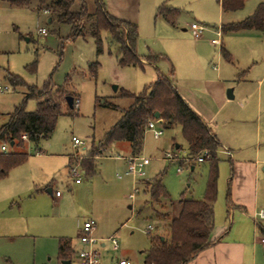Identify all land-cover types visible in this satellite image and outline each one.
Masks as SVG:
<instances>
[{
	"label": "rangeland",
	"instance_id": "374dc122",
	"mask_svg": "<svg viewBox=\"0 0 264 264\" xmlns=\"http://www.w3.org/2000/svg\"><path fill=\"white\" fill-rule=\"evenodd\" d=\"M87 1L93 10V0ZM103 1L109 13L138 25V54L142 57L158 55L156 64L144 59L142 65H120V45L106 31H102L100 52L90 31L70 38L71 26L56 20L48 22L51 14L39 0H31L29 7L0 0V85L7 87L0 91V125L8 121L27 91L23 86H14L6 78L7 71L39 87L51 75L56 87L65 85L68 79L72 93L68 95L75 100L79 98V105L75 104L73 110L64 103L63 113L49 138L36 143L26 140L24 147L15 148L30 156L0 179V264H61L59 240L67 237L75 244L79 225L87 218L97 222L95 235L106 238L115 233L119 242L117 251L111 240L105 247L99 245L100 264H111L126 257L133 264H145L152 237L165 233L162 213L171 208L163 209L160 202L152 199L143 190V181L163 173V182L172 199L205 197L211 163L194 160L183 165L181 159L189 155L180 126L163 128L160 137L151 130L146 131L139 156L151 158L145 166V178H119L127 169L123 157L131 156L128 142H115L108 150L100 144L131 103L121 96V90L141 92L145 85L156 80L160 70L168 73L170 64L174 66L177 83L186 91H194L197 100L205 105L202 108L205 113L215 117L211 127L215 133L229 138L235 157L258 154L262 168L264 166V30L223 33V43L213 45L211 42L218 38L217 30L222 23L244 20L264 0H246L242 9L228 12H222L219 0ZM165 1L179 10L174 24L158 15L159 6ZM81 4L77 0L74 8L79 9ZM192 22L207 27L202 39L193 36L189 27ZM41 27L47 29L46 35L39 33ZM222 45L232 53L233 60L222 56ZM197 47L204 55L201 59L197 57ZM35 61L37 69L32 73L26 66ZM212 63L219 66L227 82L224 96L215 83L209 85L211 90L204 86L202 78H216L218 71ZM192 78L196 81L192 82ZM228 89H234L233 99L225 96ZM36 106L35 99L26 104L29 111ZM74 136L89 142L86 151L84 145L74 146ZM176 144L181 147L176 149ZM223 147L218 153L215 220L217 226L226 221L230 226L232 216L230 220L227 217L226 197L231 165ZM92 148L105 156L95 159L97 172L88 176L82 170V160L88 158ZM172 151L179 153V160L170 162L164 158L166 152ZM69 155L82 167L79 168L80 183H76L68 166ZM135 187L138 192L132 200L130 194ZM48 188L59 191L62 196L56 198ZM259 200L264 209L263 179L259 183ZM150 224L154 229L149 232ZM215 233L229 235L221 233L219 227H215ZM253 237L264 239L261 231ZM71 258L75 260L73 255ZM247 264H264V243L257 244L254 262Z\"/></svg>",
	"mask_w": 264,
	"mask_h": 264
},
{
	"label": "trees",
	"instance_id": "16d2710c",
	"mask_svg": "<svg viewBox=\"0 0 264 264\" xmlns=\"http://www.w3.org/2000/svg\"><path fill=\"white\" fill-rule=\"evenodd\" d=\"M8 1L14 6L29 7L31 4V0ZM76 1L39 0L45 5V10L50 12L52 21L56 20L58 23H67L71 26L70 38L73 39L90 31L95 38L99 52L102 50V31L108 32L120 45V65H142V59L153 64L158 62L159 56L156 54H149L145 57L138 54L139 28L137 24L109 13L103 0H93V10L87 0H80L81 6L75 9ZM245 2L246 0H219L223 12L242 9ZM178 12V9L167 2H163L158 8V15L171 23L174 22ZM221 28L223 33L248 29L263 30L264 3H260L254 13L244 20L223 24ZM223 53L226 54L224 50ZM36 62L26 66V69L32 73L35 72ZM97 67L98 62L94 64L93 71L96 72ZM171 75L172 73L158 72L156 80L145 85L139 93L122 89L121 96L128 98L131 103L100 141V144L105 147L117 141H126L131 146L132 156H140L144 147L146 126L151 119H156L155 113L159 112L164 129L181 127L191 159H195L204 150L210 154L209 158L204 160L210 161L211 168L206 194L202 199H172L163 183V173L158 174L149 182L148 191L151 198L160 202L163 209L167 206L171 209L166 208L167 210L162 213L166 221L165 233L152 237V245L145 257V264H186L214 243L211 235L215 225L214 208L217 199L220 162L218 150L221 143L203 116L180 94ZM6 78L14 86H23L27 91L23 102L10 113L8 121L0 125V179L6 177L14 167L28 160V153L16 151L15 148L24 147L26 140L36 143L53 134L57 120L63 113L64 103H67L66 96L72 94L68 79L65 85L56 87L52 75L41 87L27 83L20 75L12 72H8ZM30 99L37 101L36 109L33 111L26 108ZM74 108L75 98L74 107H69V109ZM24 135L26 139L23 138ZM4 144L8 146V151L1 150ZM97 153L98 150L92 148L88 158L82 160L85 175L91 176L96 173ZM260 231L264 236L263 227H260ZM69 244V239H60L59 257L64 262L71 261L70 255L73 250Z\"/></svg>",
	"mask_w": 264,
	"mask_h": 264
},
{
	"label": "crops",
	"instance_id": "0c3cea01",
	"mask_svg": "<svg viewBox=\"0 0 264 264\" xmlns=\"http://www.w3.org/2000/svg\"><path fill=\"white\" fill-rule=\"evenodd\" d=\"M165 2H167V1H165ZM178 14H179V12H178ZM178 14L175 17L173 24L175 23L176 18L178 17ZM48 22H52L51 17L48 18ZM169 23H171V22H169ZM229 23H233V22H229ZM222 25H223V23H222ZM41 28H43V27H41ZM252 30L255 31L256 29H248V30H241V31H252ZM256 31H260V30H256ZM237 32H239V31H237ZM230 33H236V32H227L224 34H230ZM203 37H204V34H203ZM202 38H200V39H202ZM222 39H223V37H222ZM213 45H216V44H213ZM223 50L226 52V54L223 53ZM196 53H197V57L200 59L204 56L202 54V50H200V48H198V47H197ZM221 54L223 57H225L229 60H233L234 56H232V53H230V51L225 47V45H222V47H221ZM142 60H144V59H142ZM162 65H164V68H166L165 64H162ZM212 65H213L214 69L216 71H218L216 78H213V79L202 78V80L205 81L204 86H205V88L210 89L209 85H211V83H215L217 86H219L218 88L222 91V94L224 96V92H225L226 87H227V84H226L227 82H226V80H224L222 74L220 73L219 66L216 63H212ZM8 72H11V71H7V73ZM160 72L165 73L164 71H161V70H160ZM7 73H6V77H7ZM171 73H172L171 76L174 79L175 84H176L180 94L188 101V103L198 113H200L203 116L204 120L211 127V124L213 123L215 117H213L211 115H207L205 113L206 110L202 109L205 105L201 104L197 100L196 93H194V91H190V90L186 91L184 86H182L180 83H177V80H176L175 74H174L175 71H174L173 64L169 65L168 73H165V74H171ZM191 80H192V82L196 81L193 78ZM229 90H232V94H233L232 98L228 96ZM234 92H235L234 89H228L227 94L225 93L226 94L225 96L227 97V99H233L235 97ZM259 100H260V98H259ZM216 134H217L218 139L221 143V146L218 150V153L220 152V150L223 146H224L223 149L229 148L232 151V156L227 155L223 151L225 156H227L230 159L229 162L231 165V177H230V181H229V188L227 191L226 207H227V217L230 220V216H232V220L230 222V226H229V223H227V221L224 223H219L217 226L216 220H215L214 229H213L212 235H211L212 240H214V243L210 247L202 250L194 259H192L191 261H189L186 264H247L249 261H252V260L254 262V255H255V250H257V244H260V242L264 243L262 241V239L259 238L258 240H255V238L253 237V235L255 233L260 231V227L264 228V219H259L258 221H256V217H255L256 214L260 210H264L263 208H261V205H260L261 203L259 200V183H260L261 179L264 180V166L262 168V166H261L262 160L259 158L258 154L255 157H243L241 155H239L238 157H235L236 155H235L234 150L231 148L232 143H230L229 138L223 136L222 133H220V132H218ZM118 142H124V141H117V143ZM88 143L89 142H87V143L85 142V144H83L84 145V151H86L88 149ZM112 145H110L109 148ZM176 149H177V147H176ZM102 150L103 149H99V151H102ZM106 150H108V147H106ZM172 152H175V151H172ZM221 152H222V150H221ZM130 153H131V146H130ZM240 153L241 152H239V154ZM130 155L131 156L123 157V159L125 158L124 160L127 161V169L123 174L119 175V178H123L125 176H132V175L127 173L128 169L130 167L129 158L133 157L132 153ZM29 156H30V154H29ZM104 156H105L104 154L99 155L97 153L96 159L99 160L100 158H102ZM73 163H74L73 155H69V163H68L69 168ZM192 168H193V166H192ZM83 171L85 174L84 168H83ZM96 172H97V163H96ZM145 176L143 178H145ZM150 181L151 180L148 179L147 182H146V180H144L142 183L143 190L148 194H149L148 190L150 187L149 186ZM145 186H147V187H145ZM47 191H49V193L53 194L56 198H59L62 196V193H60L59 191L54 192L52 188H48ZM57 192H59L60 194L57 195ZM228 194H229V201H228ZM195 199H199V198H195ZM140 206H141V204H140ZM130 208H133V205H130ZM87 219H90V218H87ZM87 219H85V220H87ZM80 227H81V225H79V229L77 231V242L75 244L72 242L71 239H69L67 237H61V239L67 238L70 240L69 245H70L71 249L73 250V252L70 255V258L72 257V255H73V258H75V260L71 258V261L70 260L65 261V262L62 261L59 257V248H58V258H59V261L61 262V264H65L66 262H68V264H69L70 262L72 263L73 260H74V262L76 261V250H78L82 247V244L80 243V240H79ZM215 227L216 228L219 227L221 233L227 232V233H229V235H226V236L221 235L220 236L219 233H215ZM95 236L98 237L97 234ZM111 236H115L117 238L115 233ZM111 236H109V237H111ZM109 237H106V238L98 237V238L106 239L104 241H101L98 244V249L101 246L102 247L106 246L107 242L110 241L107 239ZM262 238H264V237H262ZM59 243H60V240H59ZM99 245H101V246H99ZM112 245H113V243H112ZM112 247L115 251H117L119 249V246L117 249H115L114 245ZM99 255H100V253H99ZM126 259H129V258L126 257ZM114 262H115V260L112 261L111 264H113Z\"/></svg>",
	"mask_w": 264,
	"mask_h": 264
},
{
	"label": "built area",
	"instance_id": "2783aa9c",
	"mask_svg": "<svg viewBox=\"0 0 264 264\" xmlns=\"http://www.w3.org/2000/svg\"><path fill=\"white\" fill-rule=\"evenodd\" d=\"M190 30L193 33V36L196 39H200L203 37L204 32L207 30V27L204 26L203 24L199 23V22H192L190 24ZM47 29L46 28H39V33H42L44 35L47 34ZM223 32H222V28L221 26L218 27L217 30V36L218 38H213L212 39V43L213 44H221V36H222ZM4 89H7V87H3L0 85V91H3ZM75 104L76 106L79 105V98L75 100ZM163 122L161 119H151L147 126L146 129L151 130L153 132V134L156 137H160L161 135H163L164 130H163ZM23 138L26 139V135L23 136ZM73 144L74 146L78 147L80 145L85 144V142H83L82 140H80L77 137H73ZM1 149L4 151L8 150V146L6 144L1 146ZM224 152L229 155L232 156V151L229 148H224ZM210 154L207 150H204L201 154L197 155L195 157V159H191L190 157H186V158H182V162L183 165H185L186 163H192V161L197 160L198 162H203L205 160V158H209ZM164 158L170 162H174L176 160L180 159L179 153L178 152H166L164 154ZM130 161V167L127 171L128 174L132 175L133 177H141L143 178L146 175V171H145V166L148 165L151 161V158H147V157H139V156H133L131 158H129ZM82 169L81 165L79 163H73L70 166V170L72 172V174L76 177V182L79 183L81 182L80 178H81V174H80V169ZM83 170V169H82ZM179 172H181V167L179 168ZM138 192V187L134 188V193L130 194V198L132 200L135 199V195ZM60 193L57 192V195H59ZM256 221H258L259 219H264V210H260L257 214H256ZM97 227V222L95 219L90 218L87 219L83 222V224L80 227V236H79V240L80 243L82 244V247L78 250H76V262L75 264H100V259H99V249H98V244L101 241H104L106 239H102V238H98L94 235V231ZM154 229L153 225H149L148 226V231L150 232L151 230ZM108 240H111V242L113 243L115 249L118 248L119 243L118 240L115 236H111L109 238H107ZM262 241L264 242V239H262ZM113 264H133L131 260L126 259V258H120L117 259Z\"/></svg>",
	"mask_w": 264,
	"mask_h": 264
},
{
	"label": "water",
	"instance_id": "95a60500",
	"mask_svg": "<svg viewBox=\"0 0 264 264\" xmlns=\"http://www.w3.org/2000/svg\"><path fill=\"white\" fill-rule=\"evenodd\" d=\"M117 87H118V86H115V89H117ZM228 96L231 97V98L233 97L232 90H229V92H228ZM66 101H67V105H68L70 108L74 107V97H73L72 95H67V96H66ZM155 118H156V119H160V114H159V112H156V113H155ZM176 147L178 148V147H179V144H176ZM65 264H68V262H66Z\"/></svg>",
	"mask_w": 264,
	"mask_h": 264
}]
</instances>
